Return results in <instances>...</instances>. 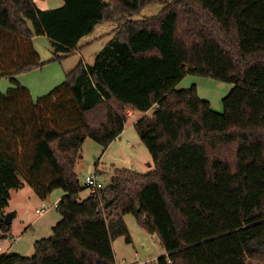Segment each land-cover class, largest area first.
<instances>
[{
	"label": "trees",
	"instance_id": "1",
	"mask_svg": "<svg viewBox=\"0 0 264 264\" xmlns=\"http://www.w3.org/2000/svg\"><path fill=\"white\" fill-rule=\"evenodd\" d=\"M0 0V237L10 190L28 184L46 199L64 195L52 234L31 257L0 251V264H116L111 241L130 235L132 214L165 253L155 264H250L264 258V0ZM118 25L92 64L82 60L47 94L33 98L16 76L42 66L33 36L45 35L53 59L72 54L101 21ZM187 73L232 82L215 111ZM153 169L116 168L99 193L74 170L86 138L105 149L128 111Z\"/></svg>",
	"mask_w": 264,
	"mask_h": 264
},
{
	"label": "rangeland",
	"instance_id": "2",
	"mask_svg": "<svg viewBox=\"0 0 264 264\" xmlns=\"http://www.w3.org/2000/svg\"><path fill=\"white\" fill-rule=\"evenodd\" d=\"M45 1L37 0L38 6L56 7L51 0ZM169 1L171 0L149 3L139 13L133 15L131 19L149 18L159 13L166 2ZM117 25L118 21L115 19L97 23L92 32L82 38L80 45L89 40L91 42L60 59L50 60L54 54L50 40L47 37H35V40H33L34 47L39 53L41 62L45 63L42 66L18 74L16 76L17 80L29 89L34 99L47 94L52 88L63 82L67 73L80 60L85 64H92L97 52L109 40L111 31ZM14 85L9 77L0 78L1 92H5ZM191 85H195L200 98L208 100L211 107L218 112L223 110L222 99L234 86L232 82L215 77L187 73L176 85V88H187ZM128 112H131V115L126 118L124 134L113 140L105 151L101 144L91 138H86L82 143L79 156L74 165V170L81 185H85L86 175L93 173L96 175L101 187H104L110 182L116 168H127L139 172H148L153 169L152 157L139 139L133 126L141 117V112L130 110ZM148 114L150 115V112ZM89 192L90 188L85 187L82 195H87ZM60 193H64L62 189H55L46 199H41L24 182L19 188L11 189L8 204L15 215L12 217L10 235L0 237V246L3 248L1 252L31 257L35 252L34 242L37 239L50 236L52 226L61 219V215L56 209H47ZM41 205H44L47 210L39 214L36 209L40 208ZM51 216L57 219L53 220ZM124 220L131 240L127 241L126 237L122 235L111 241L116 264H141L144 262L155 264L159 256L166 254L158 236L148 233L132 214L124 215ZM29 224H31L30 227ZM11 238L13 239L11 240ZM10 244L15 245L11 246ZM9 246H11V249L7 251ZM250 264H264V258L250 259Z\"/></svg>",
	"mask_w": 264,
	"mask_h": 264
},
{
	"label": "crops",
	"instance_id": "3",
	"mask_svg": "<svg viewBox=\"0 0 264 264\" xmlns=\"http://www.w3.org/2000/svg\"><path fill=\"white\" fill-rule=\"evenodd\" d=\"M38 1H43V2H46L45 0H38ZM52 1V3H54L55 5H56V7H59V6H61L62 4H63V0H51ZM34 2H35V4L37 5V7H39L38 6V3H37V0H34ZM48 2V1H47ZM51 5V4H50ZM40 9H48L49 7L48 6H45V7H39ZM55 8V7H54ZM38 36H45V35H38ZM35 37H37V36H33V40H35ZM45 37H47V36H45ZM83 38V37H82ZM82 38L79 40V43H78V46H85V45H87L89 42H91V40H89V41H87V42H85V43H83L82 45H80V41L82 40ZM79 49V48H78ZM77 50V49H76ZM76 50H75V52H76ZM98 53V52H97ZM154 107H152L151 109H149L148 111H146L145 113H143V112H141V116L143 115V114H148L149 112H150V115L153 113V111H154ZM149 115V114H148ZM125 130H126V128H125V126H124V129H123V131L119 134V136L116 138V139H118V138H120L123 134H124V132H125ZM115 140V139H114ZM108 147V146H107ZM106 147V148H107ZM106 148L104 149V151L106 150ZM136 171V170H135ZM83 191V190H82ZM82 191L79 193V197L80 198H83V197H86V196H88L89 194H91L90 192H89V194H87V195H82ZM64 195V193H60V194H58L57 195V197L55 198V200H54V202L53 203H51V204H49L50 206V208L49 209H55V208H53L52 207V205L54 204V203H58V201L61 199V197ZM12 208H10L9 207V204H8V206H7V208H6V212L7 211H13V210H11ZM52 218H53V220H56L57 218L56 217H54V216H51ZM58 221V220H57ZM31 226V224H29V227ZM25 232H26V230H25ZM25 232H24V234H25ZM23 234V235H24ZM16 244V243H15ZM15 244H10L11 246H14ZM11 246H9L8 247V249H7V251H9L11 248ZM2 246H0V251H2ZM18 249V248H17Z\"/></svg>",
	"mask_w": 264,
	"mask_h": 264
},
{
	"label": "built area",
	"instance_id": "4",
	"mask_svg": "<svg viewBox=\"0 0 264 264\" xmlns=\"http://www.w3.org/2000/svg\"><path fill=\"white\" fill-rule=\"evenodd\" d=\"M128 115H131V112H128ZM85 187L90 188V193H99L100 189L102 188L101 184L97 181L96 175L94 173L86 175V177H85ZM56 206H57V203H54L52 205L53 208H56ZM49 208L50 207H48L47 209H49ZM47 209L45 208L44 205H41L40 208L36 209V212L39 213V214H42ZM12 239L13 238H11V240ZM141 264H147V262H144V263H141Z\"/></svg>",
	"mask_w": 264,
	"mask_h": 264
},
{
	"label": "water",
	"instance_id": "5",
	"mask_svg": "<svg viewBox=\"0 0 264 264\" xmlns=\"http://www.w3.org/2000/svg\"><path fill=\"white\" fill-rule=\"evenodd\" d=\"M15 215V212L14 211H7L5 213V223L6 224H10L11 221H12V217Z\"/></svg>",
	"mask_w": 264,
	"mask_h": 264
}]
</instances>
